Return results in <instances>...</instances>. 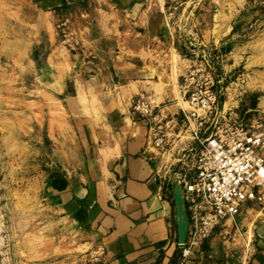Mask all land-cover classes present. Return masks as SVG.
Returning a JSON list of instances; mask_svg holds the SVG:
<instances>
[{
	"label": "rangeland",
	"instance_id": "obj_1",
	"mask_svg": "<svg viewBox=\"0 0 264 264\" xmlns=\"http://www.w3.org/2000/svg\"><path fill=\"white\" fill-rule=\"evenodd\" d=\"M234 1L247 25L224 44L231 20L207 3L229 0H0V264H111L107 237L71 193L85 169L82 116L101 125L109 101L131 107L130 90L143 95L137 83L97 85L116 62L138 58L158 75L146 95L155 105L209 60L226 77L222 103L247 129H264V0ZM213 14L215 49L197 27ZM176 137L173 149L153 151L170 162L191 136ZM262 192L200 249H178L167 264H263Z\"/></svg>",
	"mask_w": 264,
	"mask_h": 264
},
{
	"label": "crops",
	"instance_id": "obj_2",
	"mask_svg": "<svg viewBox=\"0 0 264 264\" xmlns=\"http://www.w3.org/2000/svg\"><path fill=\"white\" fill-rule=\"evenodd\" d=\"M209 6L219 9L220 17L231 20L221 32L220 41L224 44L226 40L239 41L243 37L241 27L247 25V22L243 23L245 16L237 15L241 9L234 3L233 6L227 4L222 7L219 3L210 2L207 3V8ZM215 14L209 21L202 17L197 26L203 37L208 36L209 46L214 49L215 35L212 28L215 25ZM192 53L195 54V50ZM146 65V62L138 58L116 62L108 70L105 69V77H98L97 85L106 91L109 86L113 90L117 83H123L127 87L137 83L139 93H154L152 83L157 82L158 75L146 70ZM220 74L222 82L218 89L221 94L220 104L223 106L222 94L226 77ZM184 89V85L179 84L168 88L161 95V101L158 100L159 103L154 105L161 118H182L183 108H186ZM130 91L134 102L138 95L133 90ZM158 97L160 96H154ZM112 98L111 102L115 100ZM132 105L127 107L122 104L120 107L116 105V101L113 104L109 101L107 120L101 125L82 116L78 132L85 143V169L79 179V186L71 193V199L75 197L89 222L94 223L107 237L114 256L111 264H167L169 257L181 249V244L186 243L189 232V216L184 203L188 228L185 241L181 243L179 206L175 199L178 174L171 167L177 151L188 143L175 151L170 162L163 155H156L153 151L155 145L152 141V124L133 114ZM171 130L175 129L167 128L164 132L167 134ZM174 133L178 135L177 130ZM176 136L166 138L170 150L178 139ZM156 149L162 150L158 147ZM257 221H253V229ZM257 227L264 233V220Z\"/></svg>",
	"mask_w": 264,
	"mask_h": 264
},
{
	"label": "built area",
	"instance_id": "obj_3",
	"mask_svg": "<svg viewBox=\"0 0 264 264\" xmlns=\"http://www.w3.org/2000/svg\"><path fill=\"white\" fill-rule=\"evenodd\" d=\"M221 82L213 62H197L184 77L188 108H183L181 119L161 118L144 94L132 105L133 114L152 124V141L159 148L167 147L166 138L171 137L165 129L177 130V136L190 132L188 144L177 151L171 164L189 216L188 248L181 244L184 256L193 248L200 249L247 202L262 201L264 129H247L236 110L221 106Z\"/></svg>",
	"mask_w": 264,
	"mask_h": 264
},
{
	"label": "water",
	"instance_id": "obj_4",
	"mask_svg": "<svg viewBox=\"0 0 264 264\" xmlns=\"http://www.w3.org/2000/svg\"><path fill=\"white\" fill-rule=\"evenodd\" d=\"M178 187L181 190V194H179L177 192V188ZM175 199H176V201L178 203V206H179V210H178V213H179V234H180V242H181L182 239H183V241H185V238H186V235H187L188 218H187L186 213H185V211L183 209V205H184L183 191H182V187L179 184H177L176 189H175ZM184 217H185V219H184V221H185L184 223L185 224H183V221H182V219ZM183 225H185V231H184V237L182 238Z\"/></svg>",
	"mask_w": 264,
	"mask_h": 264
},
{
	"label": "bare ground",
	"instance_id": "obj_5",
	"mask_svg": "<svg viewBox=\"0 0 264 264\" xmlns=\"http://www.w3.org/2000/svg\"><path fill=\"white\" fill-rule=\"evenodd\" d=\"M184 219H185V217H184ZM184 219L182 220L183 221V224H185L184 223L185 222ZM184 231H185V225H183V228H182V232H183L182 238L184 237ZM181 243H184L183 239H182Z\"/></svg>",
	"mask_w": 264,
	"mask_h": 264
}]
</instances>
